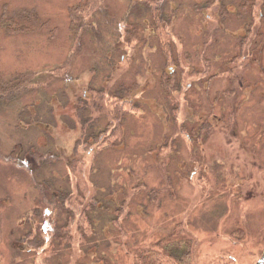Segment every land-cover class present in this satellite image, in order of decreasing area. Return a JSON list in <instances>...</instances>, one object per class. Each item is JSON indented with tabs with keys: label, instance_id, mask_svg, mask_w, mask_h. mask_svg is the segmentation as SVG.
Segmentation results:
<instances>
[{
	"label": "rangeland",
	"instance_id": "374dc122",
	"mask_svg": "<svg viewBox=\"0 0 264 264\" xmlns=\"http://www.w3.org/2000/svg\"><path fill=\"white\" fill-rule=\"evenodd\" d=\"M129 1L107 0L70 56V8L83 0H0L2 80L27 72L36 81L0 99V264H134L136 248L174 240L179 224L189 264L264 255V0H170L168 61L150 17L128 15ZM163 68L181 90L159 87ZM18 156L27 171L11 162ZM80 161L84 198L67 200L59 219L75 215L69 245L22 241L29 222L46 233L48 192H80L71 170Z\"/></svg>",
	"mask_w": 264,
	"mask_h": 264
},
{
	"label": "trees",
	"instance_id": "16d2710c",
	"mask_svg": "<svg viewBox=\"0 0 264 264\" xmlns=\"http://www.w3.org/2000/svg\"><path fill=\"white\" fill-rule=\"evenodd\" d=\"M106 1L107 0H83V3L70 8L69 18L71 19V21H69V25H70L71 30H75V41L72 47L73 49L70 50V54H71L70 56L75 55L74 54L75 50L78 49L76 52L79 51L80 49L79 45H80V42L82 41L81 33L84 34V31H86V29L93 27V23H92L93 17L97 13V11L100 10L101 6L105 4ZM169 2L170 0H130L128 4L129 6L127 9V14L133 16L135 20L142 19L145 15H148L150 17L151 25L156 31L158 45L160 46L162 53L165 54L163 56L165 57V59H167V61H168V58L166 56L167 55L166 51H167V47H170L171 43L170 41H165L164 36H162L163 34L162 32H163V27L165 26V24L168 25L170 23L171 13L168 10ZM207 5L208 4H206L205 7ZM220 7L223 10L224 9L226 10L224 6L223 7L220 6ZM5 21L6 20H4V22ZM8 21L10 22L11 20H8ZM7 24H10V23H7ZM7 24L6 23L2 24V26L6 28V31H20V32L26 31L25 26H19V24H17L16 27H13L11 26L12 24L11 25H7ZM136 28H137V25H135V23L132 24L131 22H128V24L126 25V32L128 35L131 34V38L133 37V32H135ZM76 46L77 48L75 49ZM170 61H173V59H171ZM68 64L69 63H67L66 65L60 66L59 68L58 67L52 68L53 70H51L50 75H52V73L53 75H56L55 72L57 70H59V72L63 71L61 74H63L64 72L66 73ZM170 72L171 70L168 71L165 68H163L158 78L159 87L163 88L164 89L163 91H165L166 94L168 95H170V92L173 89L181 90L182 88L180 84V80L176 79L177 77H175L176 73L172 74ZM26 73L27 72L16 74L14 78L12 79V81H5V80L3 81L1 77L2 75L0 74V99L3 100L4 98H6V101L8 102L9 99L19 97L20 95L19 91L21 89L25 90L26 88L27 90L28 87H36V85H33V83H36V81H34L35 79H29V76ZM30 74L31 76H34V73H30ZM89 91L95 92L96 95H99V96L101 95V92H102L101 89H96L94 87H89ZM119 93H120V88H116L114 89L113 92L110 93V96L112 98L117 97L119 100ZM80 101L83 102L82 104L84 105V106L81 105V107L78 109L79 110L78 113L80 112L79 114L81 115V110L87 105V103H85L84 100H82L81 98H80ZM115 114L119 115V108L117 106H115ZM83 120L86 123L88 120V117H85ZM115 128L119 129L118 125ZM106 129L99 131L97 133L96 132L89 133L90 134L89 137L97 142L100 134L106 131ZM115 131L116 130L114 129V132ZM113 133L110 135L111 137L114 136ZM88 143L89 142H86L84 147H88L89 145ZM26 151L33 153L35 157L38 159L42 158L41 153L39 154L37 152H31V149L26 150ZM7 159H13V158H10L8 156ZM45 159H49V158L46 157ZM14 160H12L11 162H18L16 163V165H18L16 167L20 169H24L25 171H27V169L30 166V164L23 157L18 156V158ZM82 166H83V163L81 161L76 162L75 164H73L72 162L71 164V170L77 176L75 185L76 187L78 186V188L80 189V192L77 191V195H75L76 193L72 194L68 190H60L56 187L53 188L50 193L48 192L49 199L46 200V198H44L45 199L44 203L50 210L49 212L50 218L47 219L46 225H45V227L47 228L45 230L46 233L40 232V226L38 225L37 230H36L38 231V234H36L32 229L31 223L29 222V224L27 225L29 226V229L28 227H26L25 228L26 230L21 231L22 233V236L20 237L21 240L27 239L32 245H35L36 248H40L44 245V242H45L44 239L47 236L48 237L51 236L54 240L53 242L58 248L62 244H64V242L66 243L67 246L69 245L71 241L69 227H70L71 222L74 221L75 215L71 211L65 210L64 216H62L63 217L62 220H59V219H60L61 212H63L64 210L63 208L65 207L64 203L67 200H70L73 203H78V204H75L76 206L81 205V201L84 198L83 193H85L86 188H87L85 177L83 175L81 176ZM42 185L44 184L39 185L37 183V186H39L43 190V187L45 188V186H42ZM55 192L57 194H55ZM93 203L94 201L91 200L90 203L84 206V208L80 212L81 222L86 223L87 220L88 221L90 220L89 211L90 209L94 207ZM116 211H117L116 214L118 216L121 210L117 209ZM33 212L35 216L38 217L39 219L43 218V214L40 210L34 209ZM29 220L31 221V219ZM43 220H46V219H43ZM179 225H178L179 231L183 232L181 226ZM82 231L84 232L83 236L85 239L86 230L82 229ZM179 231L177 233H173V235L175 236L174 240L168 239V238H160L150 248H136L133 251V263L134 264H189L187 263L188 259L186 258L190 255V252L188 248L186 247L187 245L186 242L184 240L181 241L179 239L180 237V234H178ZM261 253L264 254V248ZM207 264H234V262L231 258L219 257L217 259L212 260L211 262H208Z\"/></svg>",
	"mask_w": 264,
	"mask_h": 264
},
{
	"label": "water",
	"instance_id": "95a60500",
	"mask_svg": "<svg viewBox=\"0 0 264 264\" xmlns=\"http://www.w3.org/2000/svg\"><path fill=\"white\" fill-rule=\"evenodd\" d=\"M254 264H264V255H262Z\"/></svg>",
	"mask_w": 264,
	"mask_h": 264
}]
</instances>
